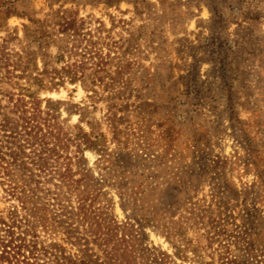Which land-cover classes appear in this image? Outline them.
<instances>
[{"label": "rangeland", "instance_id": "374dc122", "mask_svg": "<svg viewBox=\"0 0 264 264\" xmlns=\"http://www.w3.org/2000/svg\"><path fill=\"white\" fill-rule=\"evenodd\" d=\"M70 18L109 45L104 54L111 46L100 82L50 81L53 69L82 60H57L58 46L73 44L58 26ZM25 89L70 136L78 125L95 141L93 150L74 142L59 163L74 179L90 177L79 185L97 190L95 207L138 226L146 251L125 260L86 224L75 232L68 214L62 227L37 224L43 245L87 264H264V0H0L2 145L1 125L16 119ZM1 181L7 222L25 217L24 191L43 204L60 186L77 207L68 184Z\"/></svg>", "mask_w": 264, "mask_h": 264}, {"label": "trees", "instance_id": "16d2710c", "mask_svg": "<svg viewBox=\"0 0 264 264\" xmlns=\"http://www.w3.org/2000/svg\"><path fill=\"white\" fill-rule=\"evenodd\" d=\"M58 26L61 34L73 37V44L70 47L58 46L60 54L57 60L63 61L65 57L67 59L75 56H79L82 60L73 61L71 64L66 63L60 70L53 69L50 77V81H54L53 85L60 86L64 79L71 84L78 81L85 83L89 79L91 83L102 81L100 73L107 74L105 67L107 62L112 60L111 46L110 50L104 54L103 45L105 47L109 45L104 43L99 45L98 39L94 40L90 32L82 33V24L78 25L74 18L62 19ZM80 36L83 37L81 40H85V46L78 52L80 44L76 42L78 40H75V37ZM19 78L22 79V75ZM33 80L40 82L38 78ZM25 90L26 93H21L13 105L16 119L4 120L1 125L2 131L9 133L5 136L4 144H0L1 184H68L67 189L71 193L74 192L77 198V207L73 208L69 204H64L65 200L58 192L60 186H55L54 191H47L49 197L43 204L34 200L36 194L33 195V190L31 198L25 191L22 192L24 196L18 199L21 209L26 213L25 217L18 220V216L11 213L8 222L0 219V226L6 228V230H0V233L4 231V235H0V264H87L81 258L80 260L65 256L63 247L60 245L45 246L39 242L36 234L37 224L45 230H52L56 224L62 227L64 221L60 220L66 214L70 220L77 222L74 224L75 232H77L78 224H86L87 232L100 240L101 245L112 244L114 252H124L125 260L133 259L137 251H146L142 246L138 226L135 228L130 222L118 224L110 219L106 212L95 207L99 196L97 190H94L91 185L82 188L79 185L90 184V177L86 175L82 179H74L70 173V163H59L62 154L66 153L74 142L78 141L75 145L77 149L81 145H86V148L93 150L96 147L95 141L89 140L78 125L73 127L78 132L70 136L58 122L57 116L49 114V111H41L39 106L36 107L33 102H30L34 98L27 93L28 89ZM27 150H29L28 153ZM10 190V195H14L16 189L12 187ZM21 220L28 224L22 223ZM69 226V229L65 228L66 235L73 238L74 231L71 230L73 225L69 224ZM15 229H22V231L17 233ZM74 240L76 243H81L80 236L74 237Z\"/></svg>", "mask_w": 264, "mask_h": 264}]
</instances>
